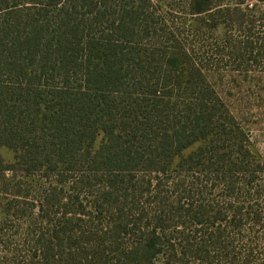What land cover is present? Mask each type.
I'll return each mask as SVG.
<instances>
[{"label": "trees", "instance_id": "16d2710c", "mask_svg": "<svg viewBox=\"0 0 264 264\" xmlns=\"http://www.w3.org/2000/svg\"><path fill=\"white\" fill-rule=\"evenodd\" d=\"M145 2L0 0V233L25 218V264H264L263 163Z\"/></svg>", "mask_w": 264, "mask_h": 264}, {"label": "rangeland", "instance_id": "374dc122", "mask_svg": "<svg viewBox=\"0 0 264 264\" xmlns=\"http://www.w3.org/2000/svg\"><path fill=\"white\" fill-rule=\"evenodd\" d=\"M186 1L146 0L145 4L160 21L158 25L164 26L165 21L169 43L176 40L192 48L209 85L243 130L253 158L260 160L263 165L259 166L264 168V0H209V10L198 14L191 13ZM150 35L154 37L141 36V44L165 43L164 34ZM102 139V134H97L94 146ZM12 154L0 146L5 163H11ZM168 190L167 184L157 194L151 188L148 194L139 195V204L148 208L154 205L153 200L165 198L169 207ZM36 194L33 187L28 197L32 199ZM16 209L19 215H29L26 208ZM168 216L169 212L166 223ZM92 223L89 227L92 235L101 236L97 223ZM27 225L24 217H11L4 224L6 234L0 233V264L28 263V259L4 251L5 245L21 247L29 229ZM242 234L243 238L250 236ZM154 264H165L164 259L160 257Z\"/></svg>", "mask_w": 264, "mask_h": 264}]
</instances>
